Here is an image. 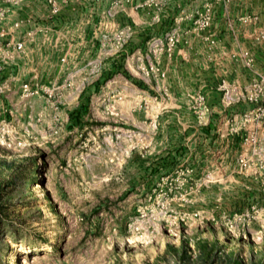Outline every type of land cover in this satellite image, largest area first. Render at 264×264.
Returning <instances> with one entry per match:
<instances>
[{
	"label": "rangeland",
	"instance_id": "rangeland-1",
	"mask_svg": "<svg viewBox=\"0 0 264 264\" xmlns=\"http://www.w3.org/2000/svg\"><path fill=\"white\" fill-rule=\"evenodd\" d=\"M123 1L0 0V264H264V0Z\"/></svg>",
	"mask_w": 264,
	"mask_h": 264
},
{
	"label": "built area",
	"instance_id": "built-area-1",
	"mask_svg": "<svg viewBox=\"0 0 264 264\" xmlns=\"http://www.w3.org/2000/svg\"><path fill=\"white\" fill-rule=\"evenodd\" d=\"M6 1L9 3L10 6H16L26 2V0H6ZM43 1L48 6L47 18L54 19L62 12L63 7L68 5L70 0H43ZM134 1L135 0H124L123 2L133 4ZM123 2L121 7L125 9V7L123 6ZM132 6L133 9H136L138 7V5L135 6L134 4ZM0 10H1L0 14L4 16L5 13L10 10V7H8V9L1 8ZM257 18L258 17H256L255 19L257 20ZM213 19H214V7L212 4L208 3L203 7L202 11L200 12V17L198 18V22L196 23L198 24L199 28H207L212 26ZM229 26L233 27V24L230 22ZM24 44L25 41L17 42L14 47L15 50L19 52L23 51ZM5 62H6V58L5 56H3L0 47V73L4 68ZM253 90L256 93V95L253 96L251 99H255L256 101L259 98L264 99V73L261 74L260 78L253 84Z\"/></svg>",
	"mask_w": 264,
	"mask_h": 264
}]
</instances>
